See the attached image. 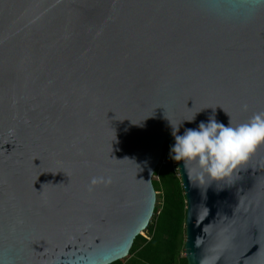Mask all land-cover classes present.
I'll return each instance as SVG.
<instances>
[{
    "label": "water",
    "instance_id": "95a60500",
    "mask_svg": "<svg viewBox=\"0 0 264 264\" xmlns=\"http://www.w3.org/2000/svg\"><path fill=\"white\" fill-rule=\"evenodd\" d=\"M256 3L0 0V264L129 254L171 125L264 111ZM177 168L188 264H264V146L220 181Z\"/></svg>",
    "mask_w": 264,
    "mask_h": 264
},
{
    "label": "clouds",
    "instance_id": "9594fccd",
    "mask_svg": "<svg viewBox=\"0 0 264 264\" xmlns=\"http://www.w3.org/2000/svg\"><path fill=\"white\" fill-rule=\"evenodd\" d=\"M264 5L257 0L250 8ZM186 120L188 122L193 121ZM174 143L169 147V158L182 163L186 172L202 183L220 181L230 177L234 170L249 161L261 145H264V111L255 113L244 123L227 125L212 115L196 128H186L180 134V126L171 125Z\"/></svg>",
    "mask_w": 264,
    "mask_h": 264
},
{
    "label": "trees",
    "instance_id": "16d2710c",
    "mask_svg": "<svg viewBox=\"0 0 264 264\" xmlns=\"http://www.w3.org/2000/svg\"><path fill=\"white\" fill-rule=\"evenodd\" d=\"M170 143L164 146L163 158L156 168L153 184L157 192L153 217L139 234L129 254L110 264H188L185 256L187 203L184 187L175 162L169 158ZM177 163V162H176Z\"/></svg>",
    "mask_w": 264,
    "mask_h": 264
},
{
    "label": "built area",
    "instance_id": "2783aa9c",
    "mask_svg": "<svg viewBox=\"0 0 264 264\" xmlns=\"http://www.w3.org/2000/svg\"><path fill=\"white\" fill-rule=\"evenodd\" d=\"M162 163H167V160H166V158H163L162 157V161H161ZM177 163L175 162V165H176Z\"/></svg>",
    "mask_w": 264,
    "mask_h": 264
},
{
    "label": "rangeland",
    "instance_id": "374dc122",
    "mask_svg": "<svg viewBox=\"0 0 264 264\" xmlns=\"http://www.w3.org/2000/svg\"><path fill=\"white\" fill-rule=\"evenodd\" d=\"M176 166H177V164H176ZM153 178L158 179V176H153ZM143 235H147L146 232H143Z\"/></svg>",
    "mask_w": 264,
    "mask_h": 264
},
{
    "label": "snow or ice",
    "instance_id": "6c2138e0",
    "mask_svg": "<svg viewBox=\"0 0 264 264\" xmlns=\"http://www.w3.org/2000/svg\"><path fill=\"white\" fill-rule=\"evenodd\" d=\"M261 146H264V145H261Z\"/></svg>",
    "mask_w": 264,
    "mask_h": 264
}]
</instances>
